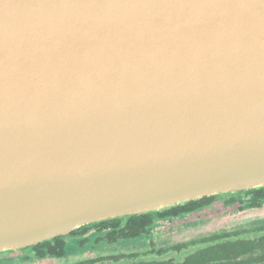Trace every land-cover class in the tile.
I'll return each instance as SVG.
<instances>
[{"label": "water", "instance_id": "water-1", "mask_svg": "<svg viewBox=\"0 0 264 264\" xmlns=\"http://www.w3.org/2000/svg\"><path fill=\"white\" fill-rule=\"evenodd\" d=\"M264 188V0H0V254Z\"/></svg>", "mask_w": 264, "mask_h": 264}, {"label": "trees", "instance_id": "trees-1", "mask_svg": "<svg viewBox=\"0 0 264 264\" xmlns=\"http://www.w3.org/2000/svg\"><path fill=\"white\" fill-rule=\"evenodd\" d=\"M217 202L224 206L237 204L238 211L260 208L264 206V188L222 198L204 197L160 212L116 218L80 228L68 236L75 237L94 228L105 231L103 238L106 240L137 238L153 232L160 222L186 219ZM65 241V237H56L28 248L25 253L37 257L61 256ZM77 264H264V220L236 228L205 231L194 237L153 246L141 254L115 255Z\"/></svg>", "mask_w": 264, "mask_h": 264}, {"label": "rangeland", "instance_id": "rangeland-1", "mask_svg": "<svg viewBox=\"0 0 264 264\" xmlns=\"http://www.w3.org/2000/svg\"><path fill=\"white\" fill-rule=\"evenodd\" d=\"M237 204L224 206L220 202L186 219L160 222L148 234L116 241L104 239L105 231L94 228L82 231L75 237L65 236L61 256L37 257L25 252L2 253L0 264H77L82 261L108 258L131 253L141 254L153 246L165 245L205 231L236 228L264 220V206L238 211Z\"/></svg>", "mask_w": 264, "mask_h": 264}]
</instances>
